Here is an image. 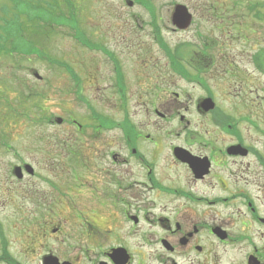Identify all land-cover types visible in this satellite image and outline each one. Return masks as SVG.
Returning <instances> with one entry per match:
<instances>
[{"label":"flooded vegetation","instance_id":"obj_1","mask_svg":"<svg viewBox=\"0 0 264 264\" xmlns=\"http://www.w3.org/2000/svg\"><path fill=\"white\" fill-rule=\"evenodd\" d=\"M259 29L243 33L247 84H234L232 72L226 73L227 86L233 91L241 88L243 108L252 112L243 114L242 121L232 115L222 120L205 82L217 70L225 73V59L217 56L212 42L198 49L180 42L192 50L164 56L159 74L151 67L157 71L155 82L147 66L140 64L138 88L144 86L150 101L138 102L146 118L138 122L125 110L127 69L108 46L97 43L108 49L107 54L99 52L109 65L106 89L124 114L122 120L90 116L84 96L88 121H70L79 136L65 143L70 164L82 167L80 175L77 168L70 169L74 184L64 182L66 190L80 191L67 202L78 226H71L70 234L61 233L64 220L57 225L49 220L59 197L38 195L33 204L40 218H47L30 250L37 264H264V26ZM168 70L203 90L193 105V112L203 119L186 120L180 113L178 101L187 92L168 90ZM208 98L215 104L213 111L202 107ZM173 104L179 108L172 109ZM10 173L13 176L14 169ZM22 173L18 181L24 180ZM33 175L63 195L64 189L35 170ZM56 235L61 243L65 237L69 250L51 247L47 241Z\"/></svg>","mask_w":264,"mask_h":264},{"label":"rangeland","instance_id":"obj_2","mask_svg":"<svg viewBox=\"0 0 264 264\" xmlns=\"http://www.w3.org/2000/svg\"><path fill=\"white\" fill-rule=\"evenodd\" d=\"M143 1L155 9L161 35L170 48L180 42H189L198 49L197 46L200 44L212 42L217 56L225 59L224 76L217 70L216 74L204 80L213 94L212 98L218 107V113L222 115V120L232 115L233 120L242 121L243 114L252 115V112L243 108L241 88L233 91L227 86L226 73L232 72L234 84L239 86L247 84L246 71L244 75L243 33L245 30L251 33L264 26V0ZM71 2L74 7L75 29L83 35L82 38L84 39L85 36L94 44L103 42L127 69L128 107L125 110L129 112V119L133 122L145 120L138 102H149L150 96L144 90V86L142 89L138 88L140 64L144 63L152 75L157 71L151 67L158 68L159 74L165 58L153 41L148 24L150 16L147 11L143 5L135 1L132 7L115 0H71ZM174 3L185 7L188 11L187 15L191 16L190 24L185 30L176 29L170 22ZM41 6L35 8L27 0H17V3L13 0H0V26H3L4 22L10 23L15 15L18 21L24 24H26L24 20L26 15L40 18L45 4L42 3ZM251 7L259 8L261 19L256 20L253 15L256 13L255 10L253 12L249 10ZM59 8L62 10L61 4ZM64 24L66 23L56 20L49 23L52 32L48 31L46 35L41 34L43 30L39 29V34L33 36L36 40L33 46L49 59L68 63L80 76L81 80L77 87H74L69 76L58 65L51 67L50 63L39 60L33 54L23 56L14 52L10 57L11 44L9 42L1 44L0 141H6L12 148L5 150L0 144V233L2 234V237L0 234V257L5 255L3 250L5 247L11 259L19 264H37L30 250L33 249L36 232L44 227L43 220L47 218L41 219L33 204V200L38 198V195L47 192L51 198L59 197L56 199V204L53 203L54 212L49 213V220H52L54 225H57L59 220L66 222L65 224L61 221L65 226L61 233L70 234L71 226L76 228L78 226L77 219L71 217L72 205H68L67 202L78 198L80 191L72 188L66 190L68 187L64 183L65 180H70L69 184H74L70 169L77 168L78 175L82 173V167H73L70 164L69 156H66L65 151L68 146L65 144L66 139L78 137V134L68 124L46 126L44 118L52 120L60 118L64 122L71 119L80 123L88 121V113L84 109V96L96 113L107 120H122L124 114V109L118 107L115 97L106 89L109 65L102 61L99 52L89 53L67 35L68 29L62 27ZM39 26L40 22L36 21L32 24V29L35 30ZM252 28L254 30H250ZM0 34H2L1 30ZM28 35L31 36L30 33ZM256 41L254 38L253 45ZM14 45L16 42L12 46ZM191 50V47H187L183 51L187 53ZM126 69H123L124 72ZM34 73L40 76V81L33 76ZM167 73L166 83L169 91L180 92L182 89L187 92V95L178 101L183 108L180 113L186 120L203 119L193 112V105L197 98L204 94L203 90H198L196 87L194 89L191 84L180 81L170 70ZM94 76L96 78H92ZM152 78V82H155L154 75ZM146 85L149 86V83ZM251 100L256 104L255 96ZM172 107V109L179 108L177 104H173ZM21 164L30 165L36 174H41L60 189H64L63 195L49 190L46 187L48 184L37 180L34 175H26L23 181L15 179L10 171L13 166ZM74 206L79 208L76 202ZM59 237L60 235H56L47 242L52 248L69 250L65 245V237L61 236L62 243ZM66 239L69 244L74 243L68 236ZM0 264L13 263H4V260L0 259ZM78 264H81V261Z\"/></svg>","mask_w":264,"mask_h":264},{"label":"trees","instance_id":"obj_3","mask_svg":"<svg viewBox=\"0 0 264 264\" xmlns=\"http://www.w3.org/2000/svg\"><path fill=\"white\" fill-rule=\"evenodd\" d=\"M15 3H17V0H13ZM30 2L31 6H34L35 8H41V4H45L44 11H42V15L40 18L35 17V16H30L26 15L25 16V22L26 24H29L30 26L21 23L18 21L17 16L15 15L10 23L7 24V22L3 23V26H0V30H2V34H0V51H1V44L5 42H16L17 46L13 47L11 49L12 52H16L19 50V52L24 55V56H30V55H35L38 59H41L43 61H47L49 63H54L52 60L48 58V56H44L36 47H34V42L36 41L33 36H37L39 34V28L36 27L35 30L32 29V24L35 23L37 20L43 22L44 24L47 23H52L53 21H58V22H63L66 23L62 27L68 29L69 36L72 37L75 41L83 44L84 40L81 37V33L75 29L76 25L74 24L75 15H74V8L71 6V0H27ZM42 1V2H41ZM137 3L140 4H147L143 0H135ZM60 4L62 5V10L59 8ZM29 5V4H28ZM148 5V4H147ZM148 10L152 11L154 8L152 6H146ZM1 19V18H0ZM151 19H152V24H156V16L151 13ZM73 26V28H72ZM156 28V26H155ZM33 30V31H31ZM70 30V31H69ZM49 30L44 29L41 34H48ZM52 32V30H51ZM157 32V38L158 42L164 47L163 42H162V37L159 34V31ZM31 34L29 36L28 34ZM40 34V35H41ZM28 35V36H26ZM24 47H20L23 46ZM1 53V52H0ZM168 55H170V52H168ZM45 58V60H44ZM61 66L64 67V69L71 74L72 71L69 69V66L66 63H59ZM2 237V235H1ZM5 247H3L4 249Z\"/></svg>","mask_w":264,"mask_h":264},{"label":"water","instance_id":"obj_4","mask_svg":"<svg viewBox=\"0 0 264 264\" xmlns=\"http://www.w3.org/2000/svg\"><path fill=\"white\" fill-rule=\"evenodd\" d=\"M190 20V17H188V15L186 14L185 9H183L182 7H176L174 15H173V23L177 26V27H183L188 25ZM204 108L205 110H211L213 109V105L211 100H206L204 102ZM29 170V173H31V169L29 167H27Z\"/></svg>","mask_w":264,"mask_h":264}]
</instances>
